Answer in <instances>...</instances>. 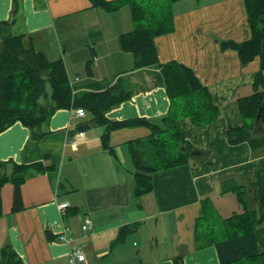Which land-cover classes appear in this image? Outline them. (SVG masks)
<instances>
[{"label":"crops","instance_id":"1","mask_svg":"<svg viewBox=\"0 0 264 264\" xmlns=\"http://www.w3.org/2000/svg\"><path fill=\"white\" fill-rule=\"evenodd\" d=\"M125 6L108 11L94 0H21L13 23L0 25V47L5 34L22 35L25 47L62 61L76 92L119 80L132 95L106 113L110 121L165 116L170 100L161 66L182 64L206 87L219 116L201 127L178 120L182 140L200 158L151 174L152 190L139 197L133 195L128 143L147 137L148 128L111 131L112 151L102 146L105 127L81 130L90 115L77 117L76 109L56 111L35 141L19 122L1 132L0 160L27 166L29 173L19 187L18 211L12 210L14 185L0 191V250L10 246L23 264H70L72 246L84 256L75 264H219L213 246L194 244L201 201L210 198L222 218L240 212L234 193L221 194L222 184L232 181L246 191L242 204L257 209L254 195L264 203V144L252 149L246 142L230 145L225 137L228 128L244 124L237 100L252 93L259 69V58L242 65L236 51L220 45L250 38L243 0H175L172 29L154 39L160 66L144 69H133L132 54L119 47V36L134 29ZM11 10L12 0H0V23L11 22ZM62 203L68 207L60 211ZM85 218L88 232L81 229ZM63 231L73 239L70 245L58 239ZM255 238L264 252V225Z\"/></svg>","mask_w":264,"mask_h":264},{"label":"trees","instance_id":"2","mask_svg":"<svg viewBox=\"0 0 264 264\" xmlns=\"http://www.w3.org/2000/svg\"><path fill=\"white\" fill-rule=\"evenodd\" d=\"M21 0H12L10 23L19 12ZM175 0H118L104 2L94 0L96 5L116 11L127 5L134 29L118 38L122 51L132 54L133 69L160 66L154 39L172 29L171 5ZM251 31L249 39L240 42H222L221 49L237 52L240 63L245 65L259 58L252 93L237 100L244 124L228 128L225 137L230 145L246 142L252 149L264 144V0H243ZM86 70L90 73L89 63ZM165 89L170 106L165 116L157 121L130 119L110 121L105 115L111 109L131 98V91L117 80L108 86L95 84V91H74L61 60L49 61L44 54L30 45L25 47L22 35L5 34L0 47V133L19 122L30 131V140L35 141L50 117L62 109H83L90 118L80 123V129L91 125L105 127L101 136L104 149L109 147V133L127 127H145L150 134L128 143L132 165L133 195L139 197L152 190L150 175L175 168L186 163L192 150L180 136L177 122L189 118L196 127L208 125L219 116L210 95L193 71L175 62L161 66ZM262 109L259 132L254 124L259 109ZM185 149V150H183ZM27 166L12 161L0 160V191L5 184L15 187L13 211L21 209L19 187L29 175ZM234 193L242 210L229 217H220L210 198L201 201L200 215L193 227L196 249L213 246L219 264H264V252L257 248L255 232L264 225L263 198L255 196L257 209L242 204L246 191L235 182H224L221 194ZM2 216L0 197V217ZM175 259V264H181ZM0 264H23L10 246L0 250Z\"/></svg>","mask_w":264,"mask_h":264},{"label":"built area","instance_id":"3","mask_svg":"<svg viewBox=\"0 0 264 264\" xmlns=\"http://www.w3.org/2000/svg\"><path fill=\"white\" fill-rule=\"evenodd\" d=\"M75 114L77 117H84L85 112L83 109H77L75 111ZM79 137L83 138V133H79ZM68 206L67 203H62L58 205V210H63ZM90 220L88 218H85L81 224V229L84 232H88L90 230ZM58 239L67 244L70 245L73 241V239L71 237H68L65 233V231H63L61 234H59ZM84 258L83 253L81 250H79L78 248L72 246L69 250L68 253V260L70 264H75L78 261H82Z\"/></svg>","mask_w":264,"mask_h":264},{"label":"water","instance_id":"4","mask_svg":"<svg viewBox=\"0 0 264 264\" xmlns=\"http://www.w3.org/2000/svg\"><path fill=\"white\" fill-rule=\"evenodd\" d=\"M261 113H262V109L260 108L257 115H256V118H255V121H254V124H255V127L256 129L261 132L262 131V127L260 125V116H261ZM185 150V149H183ZM189 156L192 157V158H200L201 156V152L198 151V150H191L189 152Z\"/></svg>","mask_w":264,"mask_h":264},{"label":"rangeland","instance_id":"5","mask_svg":"<svg viewBox=\"0 0 264 264\" xmlns=\"http://www.w3.org/2000/svg\"><path fill=\"white\" fill-rule=\"evenodd\" d=\"M186 3H187V1H184V3H182V5H181V4L179 5V8H181V7L183 6V4H184V6H186ZM125 8H128V6H127V7L125 6ZM128 9H129V8H128ZM171 10H172V5H171ZM1 37H2V36H1Z\"/></svg>","mask_w":264,"mask_h":264}]
</instances>
